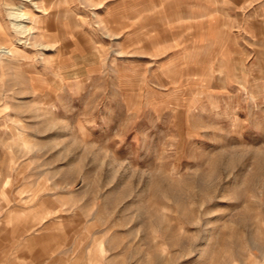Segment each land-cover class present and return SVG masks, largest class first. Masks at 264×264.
<instances>
[{
	"label": "rangeland",
	"instance_id": "rangeland-1",
	"mask_svg": "<svg viewBox=\"0 0 264 264\" xmlns=\"http://www.w3.org/2000/svg\"><path fill=\"white\" fill-rule=\"evenodd\" d=\"M260 4L0 0V264H264Z\"/></svg>",
	"mask_w": 264,
	"mask_h": 264
},
{
	"label": "bare ground",
	"instance_id": "bare-ground-1",
	"mask_svg": "<svg viewBox=\"0 0 264 264\" xmlns=\"http://www.w3.org/2000/svg\"><path fill=\"white\" fill-rule=\"evenodd\" d=\"M32 1V0H31ZM34 5V4H33ZM12 6H14L13 8H14V10H15V13H13V15H12V17L14 18V26L17 28V29H19V30H21V29H23L24 31H27V28L26 27H22V25H21V23L22 22H24V21H26V20H28V18H26L25 17V13H23V11H22V7H20V6H16V5H14V4H11V2H10V4H6V7H12ZM35 7V6H34ZM12 8V9H13ZM27 22V21H26ZM28 23V22H27ZM15 29V28H14ZM16 31V30H15ZM6 32V31H5ZM20 33V32H19ZM27 33V32H26ZM25 33V34H26ZM20 34H22V33H20Z\"/></svg>",
	"mask_w": 264,
	"mask_h": 264
},
{
	"label": "crops",
	"instance_id": "crops-1",
	"mask_svg": "<svg viewBox=\"0 0 264 264\" xmlns=\"http://www.w3.org/2000/svg\"><path fill=\"white\" fill-rule=\"evenodd\" d=\"M260 13H261V16H262V19H263L262 36H261V38L264 39V0H261Z\"/></svg>",
	"mask_w": 264,
	"mask_h": 264
}]
</instances>
